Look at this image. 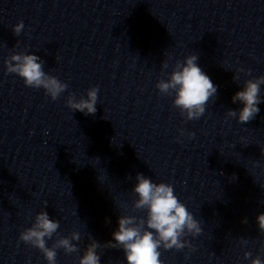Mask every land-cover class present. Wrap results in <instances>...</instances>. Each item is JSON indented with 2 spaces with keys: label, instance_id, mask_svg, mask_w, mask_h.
Wrapping results in <instances>:
<instances>
[{
  "label": "clouds",
  "instance_id": "9594fccd",
  "mask_svg": "<svg viewBox=\"0 0 264 264\" xmlns=\"http://www.w3.org/2000/svg\"><path fill=\"white\" fill-rule=\"evenodd\" d=\"M23 29L24 23L20 21L13 26L12 31L14 35L19 36ZM197 60L196 54L188 55L183 62L177 60L171 73L166 74L167 79H160L156 83V88L162 95H174L173 106L179 109L186 120H197L203 116L209 100L214 101L217 95V86L202 71ZM4 65L6 72L18 75L26 87L42 88L53 101L68 88L67 83L44 71V61L37 55L15 52L4 61ZM168 66V61H164L162 68L166 69ZM243 71L244 69H237L233 79L238 80L239 73ZM245 74L250 75V70ZM261 85H264V75L246 79L242 90L237 91L232 97L233 103L239 102L243 107L239 110H227V117L235 118L241 124L253 120L260 111L257 105L262 102ZM98 91L99 88L93 86L87 90V98L79 99L74 93H70L66 104L73 112L94 115L97 111ZM179 131L184 135L183 129ZM188 135L192 138L195 134ZM261 152L264 153V149H261ZM135 179L137 183L132 191L137 199L133 201L132 207L138 211H145L146 216L120 215L118 227L112 233L113 240L100 244L91 238L78 264H100L101 255L97 249L105 248L122 249L127 264H162L159 251L161 248L182 250L187 247L194 250L185 237L198 236L202 228L200 222L175 195L172 184L154 183L150 177L142 173H137ZM247 222L245 217L242 223ZM256 222L261 233H264V213L257 214ZM59 226V221L50 219L46 211H40L35 215L31 227L20 233L19 240L38 249L47 264H56L57 249H63L66 254L78 252L77 244L73 241L81 240L79 231H73L67 237L59 236L57 231ZM54 235L58 238L51 247L47 246V241L52 240ZM240 243L246 245L248 241L241 238ZM251 256V252H244L245 259ZM250 264H264V261L257 256L251 259Z\"/></svg>",
  "mask_w": 264,
  "mask_h": 264
}]
</instances>
